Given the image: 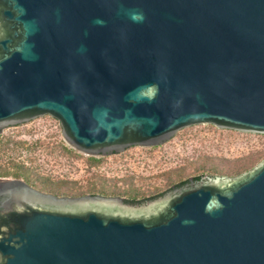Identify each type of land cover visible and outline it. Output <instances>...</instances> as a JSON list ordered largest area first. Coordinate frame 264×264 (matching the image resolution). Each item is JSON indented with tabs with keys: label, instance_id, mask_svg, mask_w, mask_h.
<instances>
[{
	"label": "water",
	"instance_id": "95a60500",
	"mask_svg": "<svg viewBox=\"0 0 264 264\" xmlns=\"http://www.w3.org/2000/svg\"><path fill=\"white\" fill-rule=\"evenodd\" d=\"M45 116L94 158L264 136V0H0V133ZM187 181L131 204L0 179V264H264V159Z\"/></svg>",
	"mask_w": 264,
	"mask_h": 264
},
{
	"label": "rangeland",
	"instance_id": "374dc122",
	"mask_svg": "<svg viewBox=\"0 0 264 264\" xmlns=\"http://www.w3.org/2000/svg\"><path fill=\"white\" fill-rule=\"evenodd\" d=\"M261 155L263 135L206 125L182 130L160 147L88 157L64 141L58 120L45 116L0 133V179L23 180L38 190L65 185L69 197L96 193L142 201L211 175L216 167L234 168Z\"/></svg>",
	"mask_w": 264,
	"mask_h": 264
},
{
	"label": "trees",
	"instance_id": "16d2710c",
	"mask_svg": "<svg viewBox=\"0 0 264 264\" xmlns=\"http://www.w3.org/2000/svg\"><path fill=\"white\" fill-rule=\"evenodd\" d=\"M263 159H264V155L263 156L261 155V156H258L257 158H255L252 161L244 163L241 166H236L234 168H223L222 170H220L218 167H216L213 171L210 172V174L213 173V174H211L212 177H215V176H237V175H240V174L252 169L255 165H257ZM202 177L203 176L195 177L194 180H200ZM187 182L188 181L181 182L175 187H180V186L186 184ZM28 184L30 186H32L30 183H28ZM42 187L44 188V190H40V191L48 193V194H54V195L60 196V197L71 195V194L67 193L64 190L65 185H60V186H57V187H54L52 185H48V186H42ZM164 194L165 193H163V194H161L159 196H156L153 199L158 198V197H160V196H162ZM93 195H96V193H94ZM148 200H152V199H146V200H143V201H141V200H132V201H127V202L131 203V204H142V203H144V202H146Z\"/></svg>",
	"mask_w": 264,
	"mask_h": 264
}]
</instances>
